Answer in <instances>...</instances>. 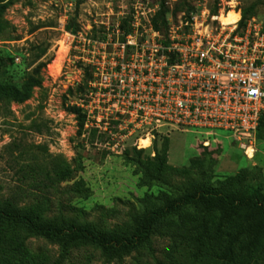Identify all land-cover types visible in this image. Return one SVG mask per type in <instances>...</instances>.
<instances>
[{"label":"rangeland","instance_id":"374dc122","mask_svg":"<svg viewBox=\"0 0 264 264\" xmlns=\"http://www.w3.org/2000/svg\"><path fill=\"white\" fill-rule=\"evenodd\" d=\"M138 1L12 0L5 14L10 28L0 37V62L15 69L13 81L16 83L28 80L39 64L48 62V65L41 69L43 82L34 89L29 100L22 104H0V202L11 197L21 184L18 170L23 162L19 158L22 149L32 150L34 156L42 160H48L50 155L62 156L72 164L77 154L82 155L85 169L78 173L77 179H83L93 195L88 200L68 201L67 186L72 183L61 184L54 197L56 205L49 215L51 220L62 214L67 219L79 218L81 223H92L98 229L123 227L130 224L138 213L139 199L146 193L159 192L158 188H139V176L125 160V151L133 148L135 137L121 141L124 143L122 149L110 150L105 140L98 142L96 137L93 141L88 132L80 131L78 115L74 111L84 95L91 92L93 70L81 61L77 40L73 36L83 33L93 39L112 33L116 23L131 16L133 5ZM221 1L230 0H142L144 4L150 2V7L165 3L169 8L167 18L174 25L189 20L190 10L191 14L198 13L196 8L211 10ZM234 1L240 9L239 15L241 10L257 5L256 19L264 28V0ZM227 137L220 132L218 137L211 138L216 142H212L210 150L202 148V136L196 132L174 131L168 137L156 136L153 143L161 147L163 140L168 138L169 164L175 168H190L194 160L204 159L205 152L212 153V166L205 168L206 177H211L212 182L254 167L262 170L264 179V133L258 136L255 153L250 157ZM147 154L153 155L152 150ZM34 156L28 155L24 162L28 163ZM182 181L181 178L177 180L178 183ZM66 204L84 213L79 215L65 207ZM28 243L34 250L46 249L56 257L60 255L59 244L45 238L30 236ZM167 245V240L154 237L145 251L147 259L151 253L160 257L161 250ZM137 254L125 258L123 264H133ZM66 264L119 263L84 246L75 248Z\"/></svg>","mask_w":264,"mask_h":264},{"label":"trees","instance_id":"16d2710c","mask_svg":"<svg viewBox=\"0 0 264 264\" xmlns=\"http://www.w3.org/2000/svg\"><path fill=\"white\" fill-rule=\"evenodd\" d=\"M12 0H0V37L10 28L5 19ZM257 5L241 10L239 31L256 17ZM192 10L188 12V19ZM218 7L211 9L216 15ZM169 8L162 3L152 19L154 30L166 34L169 29ZM131 16L121 21V29L128 34ZM39 64L29 79L16 83L15 69L0 62V104H22L32 97L43 82ZM80 131L84 130L86 115L74 108ZM264 133L261 118L257 138ZM92 140L97 137L93 131ZM46 151V148L40 147ZM204 150H210L203 148ZM152 152L132 148L125 151L127 164L139 176L138 187L159 192L146 193L139 199L140 209L130 224L114 229H98L79 218L67 219L62 214L51 220L54 197L61 184L67 186L68 201L88 200L92 190L83 179L82 155L74 163L62 156H49L48 160L34 156L32 150L22 149L23 159L18 170L21 184L15 193L0 202V264H66L75 248L90 247L100 251L109 261L123 264L125 258L138 253L133 264H264V179L262 170L241 169L236 175L212 182L206 177L212 166V153L205 152L202 161H193L190 168H175L169 164V140L161 147L153 144ZM32 155L27 162V156ZM214 163V162H213ZM210 173L211 170H209ZM181 178L183 181L178 183ZM30 200L28 204L21 203ZM63 206V204H62ZM64 207V206H63ZM79 215L84 211L69 204ZM30 236L45 238L60 246L56 257L49 250H34L28 243ZM156 237L168 241L160 257L145 251ZM152 250V249H151Z\"/></svg>","mask_w":264,"mask_h":264},{"label":"built area","instance_id":"2783aa9c","mask_svg":"<svg viewBox=\"0 0 264 264\" xmlns=\"http://www.w3.org/2000/svg\"><path fill=\"white\" fill-rule=\"evenodd\" d=\"M158 10L140 0L128 34L118 22L101 38L73 36L93 70L91 92L77 104L85 133L96 131L110 150L122 149L126 137L136 138L133 148L150 150L156 136L174 131L196 132L210 149L222 132L250 157L264 116L262 23L254 17L239 31L240 18L225 26L220 18L240 9L234 0L221 1L216 15L204 7L178 25L168 18L164 34L152 26Z\"/></svg>","mask_w":264,"mask_h":264},{"label":"bare ground","instance_id":"6f19581e","mask_svg":"<svg viewBox=\"0 0 264 264\" xmlns=\"http://www.w3.org/2000/svg\"><path fill=\"white\" fill-rule=\"evenodd\" d=\"M233 13V14H231ZM228 16H222L220 18V21L225 25V26H230L234 25L239 22L240 20V15L235 12H231ZM236 14V15H235ZM142 145H144L145 148H147L150 145L149 140H143Z\"/></svg>","mask_w":264,"mask_h":264},{"label":"crops","instance_id":"0c3cea01","mask_svg":"<svg viewBox=\"0 0 264 264\" xmlns=\"http://www.w3.org/2000/svg\"><path fill=\"white\" fill-rule=\"evenodd\" d=\"M240 18H241V15H240Z\"/></svg>","mask_w":264,"mask_h":264}]
</instances>
